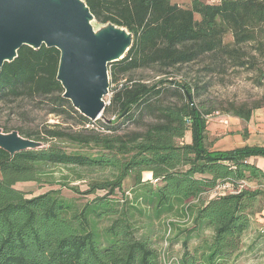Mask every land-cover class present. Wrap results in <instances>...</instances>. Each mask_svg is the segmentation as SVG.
<instances>
[{
  "label": "trees",
  "instance_id": "trees-1",
  "mask_svg": "<svg viewBox=\"0 0 264 264\" xmlns=\"http://www.w3.org/2000/svg\"><path fill=\"white\" fill-rule=\"evenodd\" d=\"M83 1L99 25L131 33L132 45L122 60L108 66L112 94L102 112L106 120L97 129L86 128L91 120L62 98L56 49L22 47L13 62L3 65L0 102L45 100L49 114L73 116L82 129L53 126L43 136L17 130L43 147L13 156L0 150V264L234 261L256 215L264 216V172L249 161L264 157V148L211 151L205 117L216 109L196 104L204 86L169 80L168 71L194 63L207 69L227 62L251 65L243 47L263 45L264 0H190L185 6L171 0ZM226 35L231 43H224ZM139 70L154 71L159 79L124 77ZM261 108L264 98L226 111L248 122ZM125 124L131 128H122ZM57 168L69 170L86 189L70 186V176L56 178ZM95 172L103 176H87ZM143 173L151 179L143 181ZM128 179L133 184L126 195ZM26 183L57 189L28 196L15 188ZM219 186L229 191L211 194ZM63 189L73 197L63 196ZM156 223L164 229L159 240L181 243L182 255L174 262L161 261L149 241ZM192 241L196 244L190 247Z\"/></svg>",
  "mask_w": 264,
  "mask_h": 264
},
{
  "label": "water",
  "instance_id": "water-1",
  "mask_svg": "<svg viewBox=\"0 0 264 264\" xmlns=\"http://www.w3.org/2000/svg\"><path fill=\"white\" fill-rule=\"evenodd\" d=\"M132 41L123 28L99 25L83 0H0V73L22 47L56 49L62 98L91 121L105 108L108 66L124 58ZM42 147L16 131L0 129V150L10 156Z\"/></svg>",
  "mask_w": 264,
  "mask_h": 264
},
{
  "label": "rangeland",
  "instance_id": "rangeland-1",
  "mask_svg": "<svg viewBox=\"0 0 264 264\" xmlns=\"http://www.w3.org/2000/svg\"><path fill=\"white\" fill-rule=\"evenodd\" d=\"M218 3V1L210 2ZM195 19H198L195 16ZM94 28L98 26L94 23ZM232 37L226 35L224 43H231ZM262 46L255 43H250L243 47L245 58L250 60V64H245L243 67L232 65L231 62L222 64L214 69L205 68V64L194 63L183 67L179 72L168 71L170 73L165 75L171 78L169 80H186L204 86L200 90V95L196 98V104L203 109L215 108L219 114H227L226 109L232 105H247L253 106L262 101L264 98V38L262 39ZM124 77L127 79L142 80L144 82H153L159 79L156 73L151 70H139ZM162 77V78H164ZM161 78V77H160ZM161 78V79H162ZM167 79V78H165ZM49 107L45 100H29V99H9L0 102V129L6 127L13 131L22 130L23 132H32L44 135V130H51L53 126L60 128H72L73 130H81L82 128L77 124L76 118L70 115L55 116L48 113ZM108 117V116H107ZM213 115L205 117L206 123L211 120ZM106 118L101 115L98 119L92 120L86 128L97 129L100 124L104 123ZM131 128L129 124L123 125L122 128ZM188 137L185 138L187 141ZM55 145L62 148H70L63 143L54 142ZM258 162V167L264 172V157L258 156L252 158V162ZM55 177L70 176L69 180L73 182L70 186H78L80 190H85L86 186L83 181H74L75 175L64 168H57L54 170ZM88 177L92 179H99L103 176L100 172H95ZM147 173L142 174V180H150ZM133 184V179H128L123 185L126 195H129V189ZM246 188L253 189L254 185H245ZM16 189L22 190L28 196H36L43 194L50 189H57V187H38L33 183L17 184ZM103 192H98L97 195L102 196ZM62 195L66 198H72V193L67 190H62ZM91 197H89L90 199ZM264 219L262 215H256L255 221L244 235L242 249L239 256L228 264H264V221L259 222V219ZM155 234L150 236V242L157 250L160 259L171 260L178 259L182 255L181 243H171V240H159L163 234L161 223H156ZM144 230L139 231L142 234ZM263 235L259 240L258 236ZM157 237V238H156ZM196 244L195 241L190 243V247Z\"/></svg>",
  "mask_w": 264,
  "mask_h": 264
},
{
  "label": "crops",
  "instance_id": "crops-1",
  "mask_svg": "<svg viewBox=\"0 0 264 264\" xmlns=\"http://www.w3.org/2000/svg\"><path fill=\"white\" fill-rule=\"evenodd\" d=\"M204 3L214 2V0H200ZM219 1V0H215ZM178 5H187L190 0H171ZM225 116L227 124L220 123L217 118H212L207 122V137L211 151H230L243 147L264 148V108L256 110L248 122H244L232 116ZM251 163L258 166V162ZM264 219H259L263 223Z\"/></svg>",
  "mask_w": 264,
  "mask_h": 264
},
{
  "label": "built area",
  "instance_id": "built-area-1",
  "mask_svg": "<svg viewBox=\"0 0 264 264\" xmlns=\"http://www.w3.org/2000/svg\"><path fill=\"white\" fill-rule=\"evenodd\" d=\"M109 79H110V78H109ZM112 86H113V85H112ZM112 86L110 85V80H109V94H108V96L104 99V100H105V107L109 105V98H110V96H111V94H112V92H111V87H112ZM213 117L219 119V120H220V123H222V124H227V120H226L225 116L219 114L218 112L214 113V114H213ZM228 191H229V190H228V187H226V186H219V187H217L216 189H214V190L211 192V194H213V195H215V194H223V193H226V192H228Z\"/></svg>",
  "mask_w": 264,
  "mask_h": 264
}]
</instances>
